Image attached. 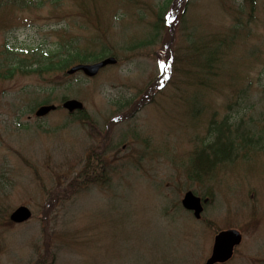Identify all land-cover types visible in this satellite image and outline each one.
<instances>
[{"label":"rangeland","instance_id":"374dc122","mask_svg":"<svg viewBox=\"0 0 264 264\" xmlns=\"http://www.w3.org/2000/svg\"><path fill=\"white\" fill-rule=\"evenodd\" d=\"M229 228L264 264V0H0L1 264H205Z\"/></svg>","mask_w":264,"mask_h":264},{"label":"water","instance_id":"95a60500","mask_svg":"<svg viewBox=\"0 0 264 264\" xmlns=\"http://www.w3.org/2000/svg\"><path fill=\"white\" fill-rule=\"evenodd\" d=\"M115 63L116 58L109 57L93 64H79L71 68L68 73H74L76 71L82 70L88 76H95L101 68L108 64ZM64 106L72 111L74 109H82L83 104L78 100L73 99L67 101ZM53 109H55V106L53 105L42 106L36 114L38 116H42ZM183 203L188 208L196 210L197 214L202 209L200 206V198L195 197L191 192L186 194ZM31 215V211L27 207L22 206L19 207L13 214H11V219L17 223H20L29 219ZM241 240L242 236L237 230L231 229L220 232L215 237L212 256L208 259L206 264H215L218 262L228 261L233 256L234 248L241 243Z\"/></svg>","mask_w":264,"mask_h":264},{"label":"trees","instance_id":"16d2710c","mask_svg":"<svg viewBox=\"0 0 264 264\" xmlns=\"http://www.w3.org/2000/svg\"><path fill=\"white\" fill-rule=\"evenodd\" d=\"M169 2V0H168ZM164 3V2H163ZM163 6V5H162ZM73 42L71 41L70 44H72ZM104 50V49H103ZM8 53L10 54H18V52H13L11 53L10 50H7ZM57 54H60L59 57L57 58L58 60L56 61V59L54 58V56H56ZM102 53L97 52V53H90L89 55H84L81 53H77L75 51L68 52V53H61L60 49L56 50V52L53 53H49V52H45L41 54V56L39 57L40 62H42V66H41V70H45V71H51V70H57V69H63L65 68L69 63L71 62H75V61H89V60H94L98 57L101 56ZM12 60H10V65L8 66V70H10L11 75H14L13 72H16L17 70L21 69V62L20 60H15L14 56L12 57ZM70 61V62H69ZM13 64V66H12ZM19 68V69H18ZM79 113H83V112H79Z\"/></svg>","mask_w":264,"mask_h":264},{"label":"bare ground","instance_id":"6f19581e","mask_svg":"<svg viewBox=\"0 0 264 264\" xmlns=\"http://www.w3.org/2000/svg\"><path fill=\"white\" fill-rule=\"evenodd\" d=\"M148 212H149V209L147 208V209H146V215H148V217H149V213H148ZM145 239H147V240H148V239H150V238H149V236H148V235H145Z\"/></svg>","mask_w":264,"mask_h":264}]
</instances>
